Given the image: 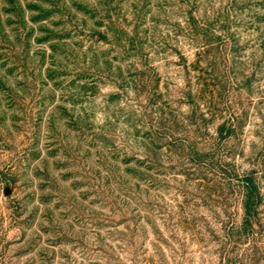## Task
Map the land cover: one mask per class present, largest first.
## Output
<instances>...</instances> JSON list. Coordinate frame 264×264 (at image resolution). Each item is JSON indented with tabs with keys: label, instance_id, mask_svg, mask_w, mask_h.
Listing matches in <instances>:
<instances>
[{
	"label": "rangeland",
	"instance_id": "374dc122",
	"mask_svg": "<svg viewBox=\"0 0 264 264\" xmlns=\"http://www.w3.org/2000/svg\"><path fill=\"white\" fill-rule=\"evenodd\" d=\"M250 173L264 0H0V264H264Z\"/></svg>",
	"mask_w": 264,
	"mask_h": 264
},
{
	"label": "trees",
	"instance_id": "16d2710c",
	"mask_svg": "<svg viewBox=\"0 0 264 264\" xmlns=\"http://www.w3.org/2000/svg\"><path fill=\"white\" fill-rule=\"evenodd\" d=\"M245 110L242 114L234 113L229 121H226L223 126H221L220 132L225 130L228 137L234 135L238 129L241 128L243 119L246 117ZM240 183L243 187L242 197H243V224L240 232L233 236L236 244L239 243L238 240H247L249 232H253L256 226H264L261 208L264 202V195L260 187V183L254 173L245 174L241 178L238 177ZM232 241V240H231Z\"/></svg>",
	"mask_w": 264,
	"mask_h": 264
}]
</instances>
